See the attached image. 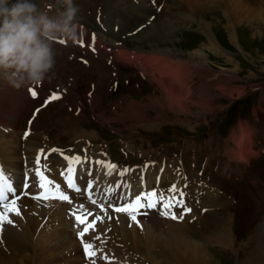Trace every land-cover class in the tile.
I'll return each instance as SVG.
<instances>
[{
    "label": "rangeland",
    "instance_id": "1",
    "mask_svg": "<svg viewBox=\"0 0 264 264\" xmlns=\"http://www.w3.org/2000/svg\"><path fill=\"white\" fill-rule=\"evenodd\" d=\"M41 1L43 0H34L37 5L41 4L39 8L47 6V4L41 3ZM48 1H50L51 6L59 9V0ZM102 1L106 11L105 15H107L104 18L103 24L108 25L117 16L123 5L118 6L116 4L118 0ZM149 1L151 3V0ZM154 1L158 4L148 5L144 8L140 7V3H143V1L133 0V3L127 6L135 10L134 13H131L135 18H132L130 21L128 17L121 14L123 16L121 22L127 25V29L115 31L113 29L108 30L107 27L103 26L99 36L117 39L115 43L119 42L121 45L129 48L130 51L139 52H128L122 48L117 51L120 53L114 52L115 55L121 56L125 62H128L130 66L137 63L134 59L130 58L132 55L137 59H140L142 55L145 57L155 55L162 59H170L169 57H172L185 63L181 64L177 62L181 64L182 71H184L182 80L184 81V87L182 88L181 86L182 81L178 83L172 75L167 73L169 71L161 69V66H156L155 69L149 70V73L155 79L153 80L151 77H148L150 74L146 70L141 69V65H139L140 71L147 75V79L136 68L130 67L124 62L123 65L114 60L108 61L106 57L110 53L105 52L104 55L96 54L107 50V38L100 41L94 31L78 23L80 28L90 31L92 33L91 38L94 37L101 45H98L100 46L99 49L93 47L95 50H98L94 51L96 53L88 56V64L87 57L81 49L71 48V46H67L68 49H66L54 45V49L57 52V62L54 69L55 78L51 82H45L44 88H50L61 81L69 82V93L66 94L68 103L61 108H57L58 103H49L50 105L40 112L41 115L43 113V117H40L39 123L44 125L46 130L40 127L36 117L35 133L42 134L46 139L48 149L51 150L54 148H51L49 145L61 144L62 146L71 147V144L79 141L83 136H87L94 141L108 142L106 138L108 136L111 137L110 139L114 138L116 136L114 133L116 132L119 137L115 140V151L114 153L110 152L111 157L109 158L118 163H122L121 161H123L129 164L139 162L148 156L157 158L160 154H165L163 148L165 144L171 150L173 142L183 143L187 139L189 141L195 140L194 136H196V139L200 138V132L208 129L211 130L210 133H206L201 137H205L204 139L195 140V143L203 141L206 143V145H203L204 148L211 146L210 142L213 143L217 138L216 146H219L221 158L212 161L214 164L213 168H210L207 172L204 171L202 179L205 181L210 180L217 184H225L227 187H230V182L224 180L227 175L229 176L227 156L238 163L241 161L240 157H243L244 160L242 161L246 163L241 162L240 165L243 168L246 166L252 168L251 172L247 173L250 179H254L252 182L254 186H250L249 190H247L250 197H254L252 203L247 200L244 184L242 185L244 192L236 193L234 204H230L233 202L231 196L223 197V195L213 194L210 188L212 186L208 182H205L201 188L202 198L200 199L202 203L193 202L191 205L192 220L190 219L191 213L186 214L187 222L180 219H169V221L155 214H149L144 216L145 218H149L147 223H135L132 221L133 224H130V227H132L131 229L135 233L134 236L130 235L131 231L129 230V234L127 233L126 236L122 235L119 229L118 216L114 212L111 215L113 218L107 221V225H104V227L100 225L99 228L103 231L107 230L106 232L110 234V239L119 240L121 248L119 247L118 253L115 252V248L110 253L104 248L109 247L107 245L95 246L97 251L96 264H116L118 262L117 259L115 263L112 262V258L116 254H122L121 259L123 264L129 263L130 254L134 256L138 255V258L149 262L184 264L182 262L179 263V261L185 262V256L181 253L178 254L183 250L166 246L167 243L171 245L174 242V236L171 235L170 231L174 229L177 231L179 228L180 230L183 229L184 234L191 240L202 244V248H204L201 254L203 257L196 256L197 259L196 257L189 258L190 254L187 252L188 263L186 264H264V157L260 153L258 156H252L250 142L248 145H245V142L251 136V133L242 130L247 120L244 118L236 120L238 114H240L239 116H243V112L240 111V108L238 110L233 107L237 100L253 93L247 97L245 106L254 107L258 113L264 111L261 106V104L264 106V0ZM12 2H15V0H12ZM161 2L164 4L161 5ZM74 3L83 7V9H99L97 14H100L101 17L102 5L97 0H93L89 4H85V0H74ZM127 6L123 8H127ZM40 10L47 11L50 16L56 14L48 9ZM91 17L95 19V15ZM148 17H150L149 20ZM78 20L84 24L88 22V26L92 29L96 28V21L89 22L83 14H78ZM98 26L101 28V25ZM135 28L137 30L127 36V33ZM82 34H84V31H82ZM58 41H64L65 44L70 42L74 45H80L72 40L67 39L65 41L63 38H59ZM95 45L97 46V44ZM83 47L91 49L90 46H86L85 42ZM195 52H199V54L195 55ZM117 60L120 61L118 57ZM147 63L151 64L149 61ZM119 70L121 72L130 71L133 74L126 73L123 78L118 79L117 92H115L113 91L114 86L111 87V85L118 78ZM83 76H89V78ZM141 78H144L143 80L151 87L149 88L146 84H142V91L139 92L134 87L125 88L123 86V84L126 85V81L136 82V79L141 80ZM148 80H151L152 83ZM157 80H160L164 86L166 85L165 87L171 88L175 96L178 97V99L171 102L172 110L169 109L167 102L162 101V99L160 101L161 95ZM187 87H189L190 93L188 97H185V89ZM254 88L256 90L251 91ZM37 90L44 92L45 97H50L55 92L59 93L60 97L62 95L59 90L45 91L38 89V87ZM41 100L40 98L35 104L23 108L24 110L19 113V115H22L17 127L19 133L23 131L24 126L26 127L25 120L30 114V109L39 104ZM126 101L130 104H127ZM182 105H187L189 109L183 108ZM5 108L9 109L8 107ZM91 108L93 111L96 110L95 113ZM198 109L200 110L197 111ZM0 110L5 112L4 107ZM39 110L35 113V116H37ZM229 113L233 117L232 125L228 128L227 126L223 128L221 120L226 118L224 116ZM224 125H227L225 121ZM109 129H112L114 133L109 132ZM0 130L11 131L1 126ZM21 135H24L23 132ZM231 137L233 138L230 141ZM241 138L246 139V141L242 142V144L238 143L237 149L236 143ZM195 143L193 141L191 145ZM45 153H49V151ZM165 155L166 158L171 159L169 155ZM108 156L106 155V158ZM48 157H56L62 161L60 164H66L60 153H54V155L50 153ZM90 157L93 160H97L96 155L90 154ZM42 158L41 161H43ZM24 160L22 156V161ZM220 160L223 161L220 162ZM248 162L249 165H247ZM90 165L94 167L92 162ZM147 165L159 166V164L151 163ZM142 167L130 169L132 171L131 183L138 184L141 182L139 176L143 173ZM242 167L241 170H243ZM77 168L79 167L77 166ZM54 169L60 177L63 168L54 166ZM95 171L93 172L95 173ZM136 171L139 172V175L136 174ZM160 174L162 175L163 172ZM189 175L190 177L194 175L200 177V169ZM181 176L180 171H175L172 174L175 185H181ZM62 179L63 177L61 176ZM14 183L16 185L17 180H14ZM125 183L131 192H135L138 188V186L131 187L129 185V177L126 175ZM192 183L193 187H182L180 189L183 192L189 190L193 193L196 190L195 187L200 189L198 184ZM102 184L99 183V187ZM112 184H114V181ZM164 186L161 187L165 188ZM166 188L170 189L168 185ZM206 194H213V196ZM24 198L33 201L30 197ZM47 201L54 200L40 202L46 203ZM197 205L200 207L199 212L196 211ZM179 211H181L180 208ZM57 213L53 214L54 217L47 220V225L50 229L42 232L38 230L40 227L37 228L38 232L34 234L32 241L35 243L32 244L31 242L27 244V248L24 250L22 248L16 251L6 250L4 248L6 245L1 243L0 264H31V262L32 264H38V259H43L44 257H49L51 260L55 252L53 247L55 244L60 243L61 239V232L57 234V231L63 229V224H66V221L70 223L69 220L65 219V212L59 211ZM22 217L27 221L25 223L31 222L30 214H23ZM151 220H155L157 223L153 222L151 224L149 222ZM65 231L71 236L73 243L76 242L78 245V247H73L74 244H72V249L80 250L82 254L84 250L75 239L71 223L70 228L65 229ZM149 231H155L152 233L154 237L149 235L150 233H148L149 236L147 235ZM94 241L93 238L88 239L90 243ZM151 242L155 244V247ZM21 250L23 251L20 252ZM19 252L21 253L20 255L17 254ZM102 252H105L104 256L101 255ZM25 254L26 256H22ZM19 257L22 259H19ZM81 257L83 264H89L88 261L84 260L83 255ZM101 257H106L107 259H101Z\"/></svg>",
    "mask_w": 264,
    "mask_h": 264
},
{
    "label": "bare ground",
    "instance_id": "2",
    "mask_svg": "<svg viewBox=\"0 0 264 264\" xmlns=\"http://www.w3.org/2000/svg\"><path fill=\"white\" fill-rule=\"evenodd\" d=\"M138 15L140 16V14H138ZM82 31H84V34H82ZM91 36H92V33L90 31H88L86 29L84 30V28H80L78 26L77 38L74 42L79 44V41L83 40L86 43V46L91 45L90 47L92 50H93V47H95V48L97 47L99 49L100 46H98V45H101V44L97 40H95L94 37L91 38ZM64 40L66 41L67 39H64ZM95 44H97V46ZM102 48H103V46H102ZM98 49H96V50H98ZM100 51H101V49H100ZM117 53H120V52H117ZM198 54H199V52H195V55H198ZM140 57L142 59H145L146 61H149L150 63L152 62L157 67L161 66L160 68L165 70V71H169L167 73L172 75L173 78H175L178 83L183 80L184 71H182L181 64H179L177 62H172L171 60H169L168 58H165V57H163L165 59L159 58L155 55L154 56L149 55V57H145L142 55ZM148 77H151L153 80H155L151 74ZM183 82L184 81H182V83L180 82L182 88L184 87ZM185 82H186V80H185ZM157 84H158L159 92L161 95V97L159 98L160 101L162 99V101L167 102L169 109L172 110L171 102L178 99V97L175 96V93L171 88L165 87L166 85L164 86V84L160 80L158 81ZM0 86H1L0 87V109L4 107V110H5V112H2L0 110V126L2 128L11 130V131L0 130V163L4 166L7 173L11 174L13 181L17 180L16 186H19L21 183V180H22V173L25 172L26 169H34L36 167L34 162H35L36 155L40 152V150L43 149L44 152L49 151L46 139L42 136V134L35 133V125H36L35 119L32 120V122L29 126V133H28L27 137L24 135H21V133L23 131H21V133H19V130L17 129V127H18V125L20 123V119L22 117V115L21 114L19 115V113L22 110H24L23 108H27L28 106L38 102V100L40 98L42 100H49V97L48 96L45 97L46 95L44 92H39L37 90L38 85H32V86H29V87L21 89V90H16L13 87H11L6 80H4L3 78H0ZM188 88L189 87H187V89H185V91H186L185 97H188V94L190 93ZM30 90H37L38 94L35 98H33L30 95ZM55 93H57V92H55ZM57 94H59V93H57ZM169 94H170V96H169ZM155 102H157V101H155ZM127 104H130V103L127 102ZM155 105H156V103H155ZM5 107H8L9 109H7ZM127 107H129V106L127 105ZM182 107L185 109H189V108H187V105H184V106L182 105ZM199 110L200 109H198L197 111H199ZM111 115H112V113H111ZM51 155H54V153H51ZM22 156L25 159L24 161H22ZM42 159H43V161H41V163L42 164L46 163L48 165V168L50 169V171L46 172V175H48L50 178L55 179L56 182L61 181V176L59 177V175H57V173L55 172L54 166H58L60 168L62 167L64 170V168L66 167V164H64V163L60 164L62 161L56 157L55 158L48 157L47 161L44 160V158H42ZM83 164L78 166L79 168H77V174H79L80 170L84 168L85 164L84 165ZM92 165L94 166L93 168H96V170H97V172L96 171H95V173L93 172L97 176L94 179L95 181L93 180V189L97 188L99 186V183H103V181H105V180L106 181L109 180V182L114 181L115 178L112 177V175L109 176L106 174L107 172L104 173L105 169H103V167L99 168L96 166L95 163H92ZM142 169H143V173L141 174V176L143 177V176L147 175V177H148L146 182H143L141 180V182H139L138 184L137 183H131V180H132L131 172L132 171H128L125 174L126 176L129 177V185H131V187L138 186V188L135 191H139V194L142 192L153 191L150 186L149 187L146 186L147 184H150V182H153L152 183V186H153V185H155V182L158 181L160 186L165 185L164 187H165V189H167L166 186L168 185V181L169 182L171 180L173 181L172 174H174L175 170H173L169 164H166L165 169H163L160 164H159V166L145 165L144 167H142ZM29 172L31 173L32 176H34V173H32V171H29ZM148 172L150 173V175L147 174ZM151 172H156L157 177L153 179L151 177ZM161 172H163L162 175L160 174ZM107 177H108V179H106ZM174 183H175V181H174ZM38 189L39 188L37 187L36 191ZM93 189H92V195H93V197H95V195L93 193ZM196 198L197 199L202 198V194H196ZM18 203L21 206V215L20 216L12 215L11 218L13 219V222H14L13 225H6L4 227V230L2 232H0V244L3 243L4 245H6L4 247L6 250L10 249L11 251H16V250H20L21 248L24 250L25 248H27V244H30L33 241L34 234H36V232H38L37 228L40 227V229H38V230H40L42 232L46 231L47 229H50V228H48L47 220L50 219L51 217H54L53 214H58L57 212H59V211L64 212V208L62 207V205L60 203L54 202V201H47L46 203H44V202L42 203V202L34 200V199L32 201V200H28V199L23 197L20 201H18ZM123 203H125V201H123L120 204H123ZM95 213H97L96 210H95ZM23 214H30L31 215V217H30L31 222L25 223L27 221H25L23 219V217H22ZM116 214L118 216V222L120 225L119 229L121 230L122 235L126 236V234L128 233V230H129V231H131L130 235L134 236L135 233L131 229L132 227H130V224H133L132 220L129 217H126L125 214H120V213H116ZM118 214H120V215H118ZM141 220L142 221H140V222L147 223L149 218L148 217L145 218L143 216V217H141ZM149 222L151 224H153V222L157 223L155 220H151ZM104 223L105 224L101 225L102 227H104V225H107V221H104ZM135 223H137V222H135ZM42 224H43V226H41ZM165 224H166V222L164 223V226H165ZM60 225L61 226L64 225V227H63V229L60 228L61 231H57V234L59 232H61V239H60V243L55 244L54 247L52 246L53 250H55V252L53 253V257L51 256L52 259L50 260L49 257H44L43 259H41V258L38 259V262L40 264H83L82 257H81L82 254L80 253V250L78 251L77 249H74V250L72 249L74 246L78 247L77 243L76 242L73 243L71 236L69 234H67L65 231V229L70 228V223H67V221H66V224L64 223L63 225L62 224H60ZM137 226H139V225H137ZM168 226H169V224H168ZM145 227H147V226H145ZM60 229H58V230H60ZM99 230L103 231L101 228H99ZM154 232L149 231V232H147V235H148V233H150L149 235H152V237H154L152 234ZM170 233L172 236H174V238H173L174 242H173V244H171L172 242H171V240H169L171 242L170 243L171 245H169L167 243L166 246L167 247L172 246L174 249L176 248L178 250H183V251L179 252L178 254L181 253L182 255L185 256L184 257L185 262L179 261V263L180 262H182L184 264L188 263L187 262L188 257H186L188 255L187 252L190 254L189 258L196 257V256H202L201 254H202V251L204 250V248H202V244H200L194 240H191L187 235L184 234L183 229L180 230V228H179L177 231L174 229V230L170 231ZM135 236H137V235H135ZM149 238H151V237H149ZM139 241H140V239H139ZM34 243L32 242V244H34ZM39 243H40V241H39ZM151 243L155 247V244L153 242H151ZM72 244H74L73 247H72ZM32 248H33V246H32ZM23 250H21L20 252H22ZM20 252L17 254L20 255L21 254ZM176 253H177V251H176ZM22 256H26V254L22 255ZM12 257H13V255H12ZM79 257H80V259H79ZM179 257L181 258V256H179ZM202 257H201V259H203ZM19 259H22V258L19 257ZM196 259H197V257H196ZM24 262H26V261H24ZM122 262L123 261L121 259V262H117L116 264H120ZM113 263H115V262H113ZM31 264H32V262H31Z\"/></svg>",
    "mask_w": 264,
    "mask_h": 264
},
{
    "label": "snow or ice",
    "instance_id": "3",
    "mask_svg": "<svg viewBox=\"0 0 264 264\" xmlns=\"http://www.w3.org/2000/svg\"><path fill=\"white\" fill-rule=\"evenodd\" d=\"M94 39V38H93ZM64 43V41H60ZM81 47L84 46V41H79ZM91 46V45H89ZM93 51L95 49L93 48ZM37 90H30V95L35 98L37 96ZM61 97L59 94L53 93L48 102L59 100ZM38 111V110H37ZM28 133H25L27 136ZM50 153H60L63 159L66 161V167L61 171L60 175L63 177L64 184H66L68 189L74 192L81 193L82 188L77 182V166L81 165L86 158L80 156H67L59 149H51L49 153H45L43 149L37 154L35 158L34 169H26L24 179H23V190L15 185L12 177L7 173L6 169L2 164H0V232L4 230L6 225H13L12 215H21V206L18 203L23 197H31V199L37 201L51 200L55 199L62 202L72 203V198L68 193L62 188L60 183H57L54 179H51L46 172L50 171L46 163H41V157L44 160L48 159ZM102 167L107 169V175L111 176L114 173H119L123 176L130 169H124L120 171L118 166L111 162L97 161ZM34 172L33 177L28 176V172ZM91 175V173H89ZM29 179H32L36 186L41 189L37 194L32 195L28 189L31 187L29 184ZM125 185H116V188L124 187ZM186 187V185H185ZM85 189L87 190L88 199L92 205L97 206L104 215L91 212L83 204H81L73 215L77 222L78 232L77 237L81 242L84 250L85 258L88 260L89 264H96L97 251L95 246L88 242L89 238L100 239L99 236H93L97 232L100 224H103L105 219L111 220L113 217L109 215L108 208H111L113 212L125 214L132 221L139 223L137 220V215H147V209H155L157 205H160L158 209L160 215L171 218L173 220H182L184 213H190L192 210L188 208L184 203V193L177 185L173 184L169 189L172 195H166L164 193H158L153 190L150 192H142L139 195L134 196L131 200L125 198V203L123 204H109L107 207L103 203H98L97 200L92 198L93 181L88 180ZM110 191H115V189H110ZM178 207L182 209L181 214L173 212L172 209ZM83 210V211H81ZM79 213V214H77ZM110 230V229H109ZM101 259H107L106 257H101Z\"/></svg>",
    "mask_w": 264,
    "mask_h": 264
},
{
    "label": "clouds",
    "instance_id": "4",
    "mask_svg": "<svg viewBox=\"0 0 264 264\" xmlns=\"http://www.w3.org/2000/svg\"><path fill=\"white\" fill-rule=\"evenodd\" d=\"M79 11L74 0H59L54 16L34 0H0V78L16 90L51 82L54 43L59 38L76 40Z\"/></svg>",
    "mask_w": 264,
    "mask_h": 264
}]
</instances>
